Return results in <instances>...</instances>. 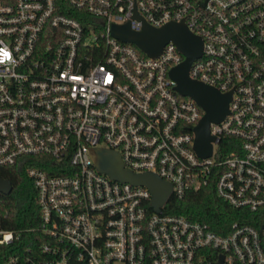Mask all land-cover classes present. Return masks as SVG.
<instances>
[{"label": "built area", "instance_id": "built-area-1", "mask_svg": "<svg viewBox=\"0 0 264 264\" xmlns=\"http://www.w3.org/2000/svg\"><path fill=\"white\" fill-rule=\"evenodd\" d=\"M170 22L201 40L188 77L230 92L205 158L203 111L168 75L184 60L175 44L150 57L110 33ZM93 149L170 197L212 184L240 216L221 234L153 212L144 186L97 171ZM37 156L51 160L26 170L39 223L2 264H264V0H0V168ZM20 236L0 230V246Z\"/></svg>", "mask_w": 264, "mask_h": 264}, {"label": "water", "instance_id": "water-1", "mask_svg": "<svg viewBox=\"0 0 264 264\" xmlns=\"http://www.w3.org/2000/svg\"><path fill=\"white\" fill-rule=\"evenodd\" d=\"M136 16V15H135ZM138 31H132L128 24L112 25L110 33L116 40L129 43L147 56L154 57L162 47L173 42L184 60L173 66L168 75L174 81V90L181 96L194 100L203 115L193 128V150L200 158L208 157L211 153L212 142L215 138L209 134V123H219L227 113V103L230 92L221 94L214 88L204 85L188 77L190 63L200 56L201 40L181 22H170L161 27H150L144 23ZM91 160L98 172L119 182H128L133 186H144L151 195L150 206L158 213L170 197L171 185L158 176L143 172L133 173L125 169L119 155L108 149H93ZM11 183L0 179V193L8 194Z\"/></svg>", "mask_w": 264, "mask_h": 264}, {"label": "trees", "instance_id": "trees-1", "mask_svg": "<svg viewBox=\"0 0 264 264\" xmlns=\"http://www.w3.org/2000/svg\"><path fill=\"white\" fill-rule=\"evenodd\" d=\"M220 142L222 146V140ZM49 163L51 160L43 156L22 157L15 165L0 168V179L10 182L12 187L8 194L0 193V230L21 233L18 240L0 246V264L14 252L17 246L29 241V233H24L22 230L36 228L39 223L35 193L26 170L30 167H40L47 171ZM183 195L182 198L171 196L161 207V212L179 214L191 221L204 222L209 228L221 234H224L228 230L227 226L232 221L238 220L240 216L239 210L231 208L216 197L212 184L186 191Z\"/></svg>", "mask_w": 264, "mask_h": 264}]
</instances>
